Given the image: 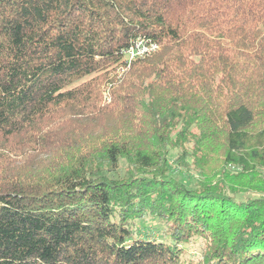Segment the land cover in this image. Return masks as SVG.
I'll use <instances>...</instances> for the list:
<instances>
[{
    "label": "trees",
    "instance_id": "obj_1",
    "mask_svg": "<svg viewBox=\"0 0 264 264\" xmlns=\"http://www.w3.org/2000/svg\"><path fill=\"white\" fill-rule=\"evenodd\" d=\"M0 264H264V0H0Z\"/></svg>",
    "mask_w": 264,
    "mask_h": 264
},
{
    "label": "built area",
    "instance_id": "obj_2",
    "mask_svg": "<svg viewBox=\"0 0 264 264\" xmlns=\"http://www.w3.org/2000/svg\"><path fill=\"white\" fill-rule=\"evenodd\" d=\"M158 50L159 45L147 37L138 36L132 39L129 46L123 51L122 64L116 69L115 75H117L118 78H122L134 60L147 58ZM109 91L110 90L107 89V92H103L105 99L108 101H110Z\"/></svg>",
    "mask_w": 264,
    "mask_h": 264
},
{
    "label": "rangeland",
    "instance_id": "obj_3",
    "mask_svg": "<svg viewBox=\"0 0 264 264\" xmlns=\"http://www.w3.org/2000/svg\"><path fill=\"white\" fill-rule=\"evenodd\" d=\"M107 89H109L111 91V89L108 86V82H106L102 87H101V95H102V100L103 103L105 104H110L112 101V97H111V92L109 91V96H110V101H108L107 99H105L103 92H107ZM111 120H102L100 122H87V123H81V127H86L90 130H95L99 128V124H104L106 122H110ZM172 163V162H171ZM156 229H149L152 233H156V237L160 238V239H164V237H162V231L165 230V225L164 224H159L158 222H154ZM138 227H141V231L142 234H144V231H146V227L148 226V222H137L136 223ZM145 229V230H144ZM145 235V234H144ZM203 246V241L202 240H197L196 242L189 244L188 246V255L189 256H195V257H199L200 253H201V248Z\"/></svg>",
    "mask_w": 264,
    "mask_h": 264
}]
</instances>
